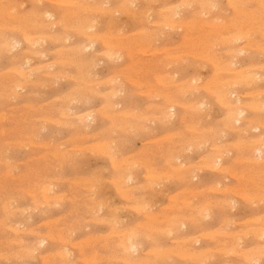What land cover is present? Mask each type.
I'll use <instances>...</instances> for the list:
<instances>
[{"label": "rangeland", "instance_id": "obj_1", "mask_svg": "<svg viewBox=\"0 0 264 264\" xmlns=\"http://www.w3.org/2000/svg\"><path fill=\"white\" fill-rule=\"evenodd\" d=\"M233 1L0 0V264H264V0Z\"/></svg>", "mask_w": 264, "mask_h": 264}, {"label": "bare ground", "instance_id": "obj_2", "mask_svg": "<svg viewBox=\"0 0 264 264\" xmlns=\"http://www.w3.org/2000/svg\"><path fill=\"white\" fill-rule=\"evenodd\" d=\"M91 1V0H90ZM122 1H124V0H122ZM193 1V0H192ZM197 1V0H196ZM235 1V0H234ZM233 1V2H234ZM38 2V1H37ZM58 2V1H57ZM67 2V1H66ZM87 2V1H86ZM104 2H106V1H104ZM103 2V3H104ZM147 2V1H146ZM151 2V1H150ZM164 2V1H163ZM211 2V1H210ZM215 2V1H214ZM16 3V2H15ZM61 3H63V1L61 2ZM68 3V2H67ZM71 4H67L68 6H70V5H72V2H70ZM108 3V2H107ZM136 2H134V4H135ZM182 3V2H181ZM241 3V2H240ZM243 3V2H242ZM98 4V3H97ZM128 4H131V3H128ZM154 4V3H153ZM160 4V3H159ZM183 4V3H182ZM66 5V4H65ZM138 5V4H137ZM172 5V4H171ZM170 5V6H171ZM72 6H74V4L72 5ZM76 6V5H75ZM107 6V5H106ZM129 7H130V5H128ZM232 6V5H231ZM236 6H238V5H236ZM264 6V5H263ZM16 7V6H15ZM38 7V6H37ZM81 7V6H80ZM3 8V7H2ZM6 8V7H5ZM44 8V7H43ZM163 8V7H162ZM179 8V7H178ZM220 8V7H219ZM237 8V7H236ZM11 9V8H10ZM21 9V8H20ZM19 9V10H20ZM32 9V8H31ZM99 9H100V7H99ZM152 9V8H151ZM222 9V8H221ZM243 9V8H242ZM258 9V8H257ZM261 9V8H260ZM6 10V9H5ZM62 10V9H61ZM238 10V9H237ZM10 11V10H9ZM18 11V10H17ZM21 11V10H20ZM68 11V10H67ZM89 11V10H88ZM113 11V10H112ZM111 11V12H112ZM133 11H134V9H133ZM141 11V10H140ZM150 11V10H149ZM182 11V10H181ZM206 11V10H205ZM213 11V10H212ZM242 11V10H241ZM257 11V10H256ZM72 12V11H71ZM86 12V11H85ZM90 12V11H89ZM142 12V11H141ZM204 12V11H203ZM202 12V13H203ZM250 12H251V10H250ZM2 13V12H1ZM99 13V12H98ZM117 13V12H116ZM143 13H145V12H143ZM172 13V12H171ZM216 13V12H215ZM253 13V12H252ZM10 14V13H9ZM13 14H15V13H13ZM64 14V13H63ZM163 14V13H162ZM192 14V13H191ZM246 14V13H245ZM5 15V14H4ZM19 15H21V14H19ZM48 15V14H47ZM89 15H90V13H89ZM88 15V16H89ZM147 15V14H146ZM219 15V14H218ZM251 15H253V14H251ZM127 16V15H126ZM131 16V15H130ZM248 16V15H247ZM254 16V15H253ZM9 17V16H8ZM50 17V16H49ZM246 17V16H245ZM28 18V17H27ZM145 18H147V17H145ZM149 18V17H148ZM153 18V17H152ZM158 18V17H157ZM201 18V17H200ZM253 18H255V16L253 17ZM262 18V17H261ZM14 19V18H13ZM16 19V18H15ZM99 19V18H98ZM61 20V19H60ZM92 20H94V18L92 19ZM207 20V19H206ZM212 20V19H211ZM254 20V19H253ZM57 21V20H56ZM87 21V20H86ZM85 21V22H86ZM163 21V20H162ZM183 21V20H182ZM239 21V20H238ZM85 22H84V24H85ZM91 22V21H90ZM99 22V21H98ZM115 22V21H114ZM262 22V21H261ZM36 23H37V21H36ZM65 23V22H64ZM68 23V22H67ZM140 23V22H139ZM152 23H154V22H152ZM159 23V22H158ZM180 23V22H179ZM202 23V22H201ZM217 23V22H216ZM39 24V23H38ZM52 24V23H51ZM57 24H59V22L57 23ZM99 25H100V23H98ZM104 24V23H103ZM116 24V23H115ZM195 24V23H194ZM218 24V23H217ZM259 24V23H258ZM32 25H33V23H32ZM53 25V24H52ZM56 25V24H55ZM71 25V24H70ZM76 25V24H75ZM91 25V24H90ZM119 25V24H118ZM134 25V24H133ZM181 25V24H180ZM203 25V24H202ZM214 25V24H213ZM219 25V24H218ZM18 26V25H17ZM25 26V25H24ZM23 26V27H24ZM29 26V25H28ZM142 26V25H141ZM244 26V25H243ZM8 27V26H7ZM12 27V26H11ZM16 27V26H15ZM65 27V26H64ZM79 27H80V25H79ZM93 27V29H94V26H92ZM99 27V26H98ZM105 27V26H104ZM116 27V26H115ZM166 27H168V26H166ZM5 28H6V26H5ZM4 28V29H5ZM13 28V27H12ZM66 28V27H65ZM71 28V27H70ZM87 28V27H86ZM133 28V27H132ZM172 28V27H171ZM220 28V27H219ZM230 28V27H229ZM1 29V28H0ZM67 30H68V28H66ZM117 29V28H116ZM182 29V28H181ZM193 29V28H192ZM6 30V29H5ZM37 30V29H36ZM41 30L42 29H40V31L39 32H41ZM47 30H48V28H47ZM67 30H66V32H67ZM78 30H80V29H78ZM77 30V31H78ZM140 30H142L141 28H140ZM247 30V29H246ZM70 31V30H69ZM71 31H73V30H71ZM76 31V30H75ZM85 31V30H84ZM83 31V32H84ZM116 31V30H115ZM137 31V30H136ZM165 31H167V30H165ZM197 31V30H196ZM256 31V30H255ZM35 32V31H34ZM50 32V31H49ZM82 32V31H81ZM123 32V31H122ZM124 32H126V31H124ZM159 32V31H158ZM261 32V31H260ZM3 33V32H2ZM1 33V34H2ZM7 33V32H6ZM9 33V32H8ZM47 33V32H46ZM60 33V32H59ZM75 33V32H74ZM86 33V32H85ZM100 33V32H99ZM10 34V33H9ZM8 34V35H9ZM48 34V33H47ZM95 34V33H94ZM114 34V33H113ZM112 34V36H114ZM133 34H135V33H133ZM147 34V33H146ZM155 34V33H154ZM58 35V34H57ZM65 35V34H64ZM88 35V34H87ZM101 35V34H100ZM125 35V34H124ZM137 35V34H136ZM139 35V34H138ZM141 35V34H140ZM156 35V34H155ZM160 35V34H159ZM165 35V34H164ZM171 35V34H170ZM189 35V34H188ZM240 35V34H239ZM247 35V34H246ZM262 35V34H261ZM7 36V35H6ZM24 36V35H23ZM45 36V35H44ZM48 36H50V35H48ZM52 36V35H51ZM84 36V35H83ZM102 36V35H101ZM185 36V35H184ZM241 36V35H240ZM12 37V36H11ZM40 37V36H39ZM77 37V36H76ZM155 37V36H154ZM186 37H188V36H185V38ZM235 37V36H234ZM26 38V37H25ZM30 38V37H29ZM43 38V37H42ZM50 38V37H49ZM55 38V37H54ZM62 38V37H61ZM117 38H118V36H117ZM116 38V39H117ZM129 38V37H128ZM244 38V37H243ZM14 40L16 39V38H13ZM13 39H11L12 41H13ZM23 39V38H22ZM27 39H28V37H27ZM34 39H36V38H34ZM41 39V38H40ZM44 39V38H43ZM126 39V38H125ZM147 39V38H146ZM152 39V38H151ZM253 39V38H252ZM25 40V39H24ZM48 40V39H47ZM122 40V39H121ZM127 40V39H126ZM233 40V39H232ZM7 41V40H6ZM10 41V40H9ZM36 41H38L37 39H36ZM41 41V40H40ZM54 41V40H53ZM69 41H70V39H69ZM136 41V40H135ZM143 41V40H142ZM149 41V40H148ZM152 41H153V39H152ZM189 41V40H188ZM231 41V40H230ZM235 41V40H234ZM239 41V40H238ZM27 42V41H26ZM117 42V41H116ZM174 42H175V40H174ZM20 43V42H19ZM156 43V42H155ZM16 44V42L13 44V45H15ZM30 44V43H29ZM36 45V44H35ZM90 45V44H89ZM118 45V44H117ZM178 45H179V43H178ZM121 46L122 45H120V48H121ZM149 46V45H148ZM156 46V45H155ZM171 46V45H170ZM206 46V45H205ZM218 46V45H217ZM40 47V46H39ZM166 47V46H165ZM181 47V46H180ZM183 47V46H182ZM212 47V46H211ZM214 47V46H213ZM235 47V46H234ZM253 47V46H252ZM43 48H44V46H43ZM81 48H83V47H81ZM80 48V49H81ZM103 48V47H102ZM108 48V47H107ZM117 48H118V46H117ZM176 48V47H175ZM191 48V47H190ZM258 48V47H257ZM7 49V48H6ZM38 49V48H37ZM39 49H41V48H39ZM69 49V48H68ZM73 49V48H72ZM91 49V48H90ZM179 49V48H178ZM30 50V49H29ZM63 50V49H62ZM76 50V49H75ZM84 50V49H83ZM92 50V49H91ZM90 50V51H91ZM107 50V49H106ZM115 50H116V48H115ZM119 50H121V49H119ZM211 50V49H210ZM166 51V50H165ZM184 51V50H183ZM236 51V50H235ZM36 52H39V50H37ZM54 52V51H53ZM118 52V51H117ZM136 52V51H135ZM147 52V51H146ZM150 52V51H149ZM160 52V51H159ZM247 52V51H246ZM263 52V51H262ZM11 53V52H10ZM32 53V52H31ZM101 53V52H100ZM113 53V52H112ZM167 53H168V51H167ZM176 53V52H175ZM38 54V53H37ZM141 54V53H140ZM154 54V53H153ZM159 54V53H158ZM253 54V53H252ZM31 55V54H30ZM35 55V54H34ZM144 55V54H143ZM206 55V54H205ZM25 56V55H24ZM136 56V55H135ZM164 56V55H163ZM202 56V55H201ZM242 56H243V54H242ZM241 56V57H242ZM41 57V56H40ZM158 57V56H157ZM227 57V56H226ZM237 57V56H236ZM39 58V57H38ZM84 58V57H83ZM104 58V57H103ZM141 58V57H140ZM165 58V57H164ZM169 58V57H168ZM180 58H181V56H180ZM205 58V57H204ZM207 58V57H206ZM222 58V57H221ZM235 58V57H234ZM24 59V58H23ZM118 59H119V57H118ZM131 59V58H130ZM171 59V58H170ZM209 59V58H208ZM233 59V58H232ZM41 60V59H40ZM105 60V59H104ZM165 60V59H164ZM181 60V59H180ZM206 60V59H205ZM204 60V61H205ZM136 61V60H135ZM141 61V60H140ZM190 61V60H189ZM216 61V60H215ZM231 61V60H230ZM30 62V61H29ZM33 62V61H32ZM78 62V61H77ZM134 62V61H133ZM176 62V61H175ZM214 62V61H213ZM233 62H234V60H233ZM24 63V62H23ZM118 63V62H117ZM132 63V62H131ZM169 63H171V62H169ZM221 63V62H220ZM219 63V64H220ZM230 63V62H229ZM30 64V63H29ZM98 64V63H97ZM100 64V63H99ZM163 64V63H162ZM200 64V63H199ZM213 64V63H212ZM223 64V63H222ZM250 64V63H249ZM22 65V64H21ZM53 65V64H52ZM56 66H57V64H55ZM65 65H67V64H65ZM141 65V64H140ZM217 65V64H216ZM43 66H44V64H43ZM46 66V65H45ZM44 66V67H45ZM60 66V65H59ZM73 66V65H72ZM135 66V65H134ZM159 66V65H158ZM179 66V65H178ZM184 66V65H183ZM252 66V65H251ZM18 67V66H17ZM20 67V66H19ZM190 67H192V66H190ZM217 67V66H216ZM262 67V66H261ZM32 68H33V66H32ZM36 68V67H35ZM157 68V67H156ZM198 68V67H197ZM257 68V67H256ZM260 68V67H259ZM8 69V68H7ZM9 69H10V67H9ZM17 70H19L18 68H16ZM22 69V68H21ZM40 69V68H39ZM196 69V68H195ZM199 69H200V67H199ZM258 69V68H257ZM261 69V68H260ZM26 70V69H25ZM126 70V69H125ZM129 70V69H128ZM181 70V69H180ZM248 70V69H247ZM251 70V69H250ZM9 71V70H8ZM37 71V70H36ZM35 71V72H36ZM182 71V70H181ZM200 71V70H199ZM13 72H15V71H13ZM26 72V71H25ZM24 72V73H25ZM126 72V71H125ZM129 72V71H128ZM215 72V71H214ZM244 72V71H243ZM249 72V71H248ZM257 72V71H256ZM26 73H28V72H26ZM25 73V74H26ZM50 73V72H49ZM197 73H198V71H197ZM234 74V73H233ZM242 74V73H241ZM248 74V73H247ZM256 74V73H255ZM255 74H253V76H255ZM27 75V74H26ZM56 75V74H55ZM67 75V74H66ZM65 75V76H66ZM147 75V74H146ZM167 75H169V74H167ZM172 75H174V74H172ZM10 76V75H9ZM49 76V75H48ZM51 76V75H50ZM54 76V75H53ZM91 76V75H90ZM195 76H197V74L195 75ZM216 76V75H215ZM218 76H220V75H218ZM24 77V76H23ZM71 77V76H70ZM110 77V76H109ZM139 77V76H138ZM221 77V76H220ZM250 77V76H249ZM9 78V77H8ZM12 78V77H11ZM58 78V77H57ZM113 78V77H112ZM191 78V77H190ZM216 78V77H215ZM239 78V77H238ZM237 78V79H238ZM248 78V77H247ZM56 79V78H55ZM164 79H165V77H164ZM193 79H194V77H193ZM244 79V78H243ZM70 80V79H69ZM136 80V79H135ZM187 80H189V79H187ZM191 80V79H190ZM198 80V79H197ZM246 80V79H245ZM261 80V79H260ZM199 81V80H198ZM250 81H251V79H250ZM108 82V81H107ZM175 82V81H174ZM183 82V81H182ZM249 82V81H248ZM261 82H263V81H261ZM118 83H119V81H118ZM142 83V82H141ZM168 83V82H167ZM226 83H228V82H226ZM258 83V82H257ZM96 84V83H95ZM145 84V83H144ZM191 84V83H190ZM195 84V83H194ZM124 85V84H123ZM142 85V84H141ZM180 85V84H179ZM183 85V84H182ZM249 85H250V83H249ZM58 86V85H57ZM135 86V85H134ZM226 85H224V87H225ZM253 87H255L254 86V84H253ZM26 88V87H25ZM166 88V87H165ZM197 88V87H196ZM204 88V87H203ZM226 88V87H225ZM11 89H13V88H11ZM137 89V88H136ZM194 89V88H193ZM209 89V88H208ZM215 89H216V87H215ZM235 89V88H234ZM250 89V88H249ZM196 90V89H195ZM200 90V89H199ZM210 90V89H209ZM217 90V89H216ZM230 90V89H229ZM240 90V89H239ZM257 90V89H256ZM146 91H148V90H146ZM151 91V90H150ZM150 91H149V93H150ZM154 92V91H153ZM152 92V93H153ZM186 92V91H185ZM145 93V92H144ZM156 93V92H155ZM178 93V92H177ZM225 93V92H224ZM252 93V92H251ZM254 93V92H253ZM258 93V92H257ZM77 94V93H76ZM129 94H131V93H129ZM141 94V93H140ZM154 94V93H153ZM173 94V93H172ZM193 94V93H192ZM218 94V93H217ZM228 94V93H227ZM233 94V93H232ZM16 95V94H15ZM128 95V94H127ZM166 95V94H165ZM226 95V94H225ZM250 95V94H249ZM18 96V95H17ZM44 96V95H43ZM150 96H152V95H150ZM154 96V95H153ZM160 96V95H159ZM13 97V96H12ZM15 97V96H14ZM108 97V96H107ZM130 97H131V95H130ZM162 97V96H161ZM253 97H254V94H253ZM256 97V96H255ZM259 97V96H258ZM16 98V97H15ZM18 98H19V96H18ZM149 98V97H148ZM151 98V97H150ZM149 98V99H150ZM171 99H172V97H170ZM217 98V97H216ZM229 98V97H228ZM231 98V97H230ZM164 99V98H163ZM120 100V99H119ZM158 100V99H157ZM174 100V99H173ZM204 100V99H203ZM76 101V100H75ZM78 101V100H77ZM90 101V100H89ZM93 101V100H92ZM172 101V100H171ZM228 101V100H227ZM234 101H236V99L234 100ZM255 101V100H254ZM139 102V101H138ZM170 102V101H169ZM175 102V101H174ZM122 103V102H121ZM248 103V102H247ZM2 104V103H1ZM112 104V103H111ZM135 104V103H134ZM199 104V103H198ZM222 104V103H221ZM238 104V103H237ZM116 105V104H115ZM126 105V104H125ZM171 105V104H170ZM175 105V104H174ZM191 105V104H190ZM210 105V104H209ZM235 105V104H234ZM252 105V104H251ZM101 106V105H100ZM150 106V105H149ZM201 106V105H200ZM241 106V105H240ZM244 106V105H243ZM250 106V105H249ZM248 106V107H249ZM175 107V106H174ZM188 107V106H187ZM239 107V106H238ZM253 107V106H252ZM255 107H257V106H255ZM2 108V107H1ZM39 108V107H38ZM136 108V107H135ZM160 108V107H159ZM170 109L172 108V106H170L169 107ZM182 108V107H181ZM192 108V107H191ZM194 108V107H193ZM199 108V107H198ZM244 108V107H243ZM259 108V107H258ZM104 109V108H103ZM102 109V110H103ZM106 109V108H105ZM104 109V110H105ZM138 109V108H137ZM146 109H149V108H146ZM174 109V108H173ZM203 109H204V107H203ZM254 109V108H253ZM252 109V110H253ZM101 110V111H102ZM130 110V109H129ZM210 110V109H209ZM66 111V110H65ZM126 111V110H125ZM187 111V110H186ZM213 111H214V109H213ZM245 111V110H244ZM260 111H261V109H260ZM42 112V111H41ZM71 112V111H70ZM89 112V111H88ZM96 112V111H95ZM133 112V111H132ZM185 112V111H184ZM183 112V113H184ZM126 113V112H125ZM168 113V112H167ZM202 113V112H201ZM234 113H235V111H234ZM242 113V112H241ZM1 114H3V113H1ZM65 114V113H64ZM128 114V113H127ZM238 114V113H237ZM243 114V113H242ZM97 115V114H96ZM104 115V114H103ZM107 115V114H106ZM176 115V114H175ZM215 115V114H214ZM108 116V115H107ZM171 116H172V114H171ZM189 116V115H188ZM235 116V115H234ZM261 116V115H260ZM126 117V116H125ZM199 117V116H198ZM203 117H206V116H203ZM133 118V117H132ZM241 118V117H240ZM252 118H253V116H252ZM263 118V117H262ZM136 119V118H135ZM144 119V118H143ZM149 119V118H148ZM152 119H154V118H152ZM257 119V118H256ZM260 119V118H259ZM264 119V118H263ZM49 120V119H48ZM167 120V119H166ZM191 120V119H190ZM208 120H209V118H208ZM233 121V120H232ZM240 121V120H239ZM262 121V120H261ZM169 122V121H168ZM200 122V121H199ZM206 122V121H205ZM244 122H246V121H244ZM84 123V122H83ZM260 123V122H259ZM172 124V123H171ZM227 124V123H226ZM258 124V123H257ZM58 125V124H57ZM114 125V124H113ZM112 125V126H113ZM148 125H149V123H148ZM260 125V124H259ZM42 126V125H41ZM41 126H39V128L41 127ZM134 126V125H133ZM153 126H155V125H153ZM43 127V126H42ZM110 127V126H109ZM139 127V126H138ZM151 127V126H150ZM195 127V126H194ZM229 127V126H228ZM64 128V127H63ZM234 128V127H233ZM237 128V127H236ZM257 128V127H256ZM119 129V128H118ZM131 129V128H130ZM139 129V128H138ZM244 129V128H243ZM43 130V129H42ZM116 130V129H115ZM233 130V129H232ZM252 130V129H251ZM2 131H3V129H2ZM141 131V130H140ZM234 131V130H233ZM241 131V130H240ZM240 131H238L239 133H241ZM258 131V130H257ZM108 132V131H107ZM155 132H156V130H155ZM201 132V131H200ZM203 132V131H202ZM209 132V131H208ZM125 133V132H124ZM139 133V132H138ZM171 133V132H170ZM173 133V132H172ZM176 133V132H175ZM184 133V132H183ZM211 133V132H210ZM216 133V132H215ZM223 133V132H222ZM126 134V133H125ZM132 134V133H131ZM140 134V133H139ZM207 134V133H206ZM205 134V135H206ZM209 134V133H208ZM219 134H221V133H219ZM224 134V133H223ZM226 134V133H225ZM137 135V134H136ZM173 135H175V134H173ZM204 135V134H203ZM222 135V134H221ZM248 135V134H247ZM32 136V135H31ZM89 136V135H88ZM149 136V135H148ZM164 136V135H163ZM244 136V135H243ZM98 137V136H97ZM110 137H112V136H110ZM142 137V136H141ZM184 137V136H183ZM260 137H261V135H260ZM259 137V138H260ZM87 138V137H86ZM134 138V137H133ZM143 138V137H142ZM180 138H182L181 136H180ZM185 138V137H184ZM187 138V137H186ZM207 138V137H206ZM262 138V137H261ZM83 140V139H82ZM182 140V139H181ZM214 140V139H213ZM218 140V139H217ZM216 140V141H217ZM220 140H222V139H220ZM256 140V139H255ZM161 141V140H160ZM107 142V141H106ZM150 142V141H149ZM163 142V141H162ZM9 143V142H8ZM190 143V142H189ZM16 144V143H15ZM24 144V143H23ZM45 144V143H44ZM97 144V143H96ZM121 144V143H120ZM160 144V143H159ZM167 144V143H166ZM201 144V143H200ZM231 144V143H230ZM21 145V144H20ZM19 145V146H20ZM33 145V144H32ZM31 145V147H33ZM48 145V144H47ZM102 145V144H101ZM204 145V144H203ZM222 145V144H221ZM256 145V144H255ZM189 146V145H188ZM220 146V145H219ZM223 146V145H222ZM10 147V146H9ZM107 147V146H106ZM191 147V146H190ZM229 147V146H228ZM243 147V146H242ZM253 147V146H252ZM17 148H18V146H17ZM92 148V147H91ZM102 149V148H101ZM100 149V150H101ZM127 149V148H126ZM178 149V148H177ZM221 149V148H220ZM239 149V148H238ZM242 149V148H241ZM58 150V149H57ZM97 150V149H96ZM106 150V149H105ZM124 150V149H123ZM223 150V149H222ZM233 150V149H232ZM259 150V149H258ZM14 151V150H13ZM91 151V150H90ZM95 151V150H94ZM94 151H92V152H94ZM129 151V150H128ZM193 151V150H192ZM32 152V151H31ZM96 152V151H95ZM99 152V151H98ZM157 152V151H156ZM201 152V151H200ZM242 152V151H241ZM264 152V151H263ZM63 153V152H62ZM91 153V152H90ZM102 153L104 154V152L102 151ZM117 153V152H116ZM140 153V152H139ZM191 153V152H190ZM219 153V152H218ZM230 153V152H229ZM257 153V152H256ZM56 154V153H55ZM100 154V153H99ZM113 154H114V152H113ZM108 155H111V154H108ZM165 155V154H164ZM4 156V155H3ZM43 156H45V155H43ZM42 156V157H43ZM61 156H62V154H61ZM114 156H115V154H114ZM181 156V155H180ZM205 156V155H204ZM228 156V155H227ZM102 157V156H101ZM65 158V157H64ZM120 158V157H119ZM148 158V157H147ZM161 158V157H160ZM38 159V158H37ZM110 159H111V157H110ZM175 159V158H174ZM173 159V160H174ZM61 160V159H60ZM112 160H113V158H112ZM121 160V159H120ZM140 160V159H139ZM144 160H147V159H144ZM220 160V159H219ZM257 160V159H256ZM116 161H118V160H116ZM128 161V160H127ZM142 161H143V159H142ZM159 161V160H158ZM259 161V160H258ZM115 162V161H114ZM119 162V161H118ZM140 162V161H139ZM123 163V162H122ZM184 163H185V161H184ZM264 163V162H263ZM7 164V163H6ZM125 164H126V162H125ZM60 165V164H59ZM130 165V164H129ZM139 165V164H138ZM189 165V164H188ZM194 165V164H193ZM214 165V164H213ZM256 165V164H255ZM261 165V164H260ZM63 166V165H62ZM113 166V165H112ZM133 166V165H132ZM185 166V165H184ZM191 166V165H190ZM204 166V165H203ZM212 166V165H211ZM114 167V166H113ZM112 167V168H113ZM172 167V166H171ZM182 166H180V168H181ZM189 167V166H188ZM193 167V166H192ZM142 168H144V167H142ZM151 168H153V167H151ZM179 168V167H178ZM197 168V167H196ZM12 169V168H11ZM85 169V168H84ZM116 169V168H115ZM122 169H125V168H122ZM133 169H134V167H133ZM215 169V168H214ZM227 169V168H226ZM231 169H232V167H231ZM146 170V169H145ZM151 170V169H150ZM217 170V169H216ZM220 170V169H219ZM218 170V171H219ZM254 170V169H253ZM126 171V170H125ZM173 171H175V170H173ZM199 171V170H198ZM222 171V170H221ZM130 172V171H129ZM153 172V171H152ZM177 172H179V171H177ZM202 172V171H201ZM206 172V171H205ZM150 173V172H149ZM226 173V172H225ZM172 174V173H171ZM156 175V174H155ZM162 175V174H161ZM131 176V175H130ZM148 176V175H147ZM153 176V175H152ZM159 176V175H158ZM166 176V175H165ZM169 176V175H168ZM180 176V175H179ZM178 176V177H179ZM97 177V176H96ZM154 177V176H153ZM40 178V177H39ZM60 178V177H59ZM99 178V177H98ZM127 178V177H126ZM149 178V177H148ZM240 178H242V177H240ZM103 179V178H102ZM157 179V178H156ZM175 179V178H174ZM76 180H78V179H76ZM84 180V179H83ZM88 180V179H87ZM87 180H86V182H87ZM115 180V179H114ZM124 180V179H123ZM127 180V179H126ZM173 180V179H172ZM177 180V179H176ZM223 180V179H222ZM257 180V179H256ZM260 180V179H259ZM59 181V180H58ZM85 181V180H84ZM155 181V180H154ZM254 181V180H253ZM83 182V181H82ZM104 182V181H103ZM112 182V181H111ZM114 182V181H113ZM117 182V181H116ZM131 182V181H130ZM138 182V181H137ZM200 182V181H199ZM242 182V181H241ZM74 183V182H73ZM118 183V182H117ZM148 183V182H147ZM150 183V182H149ZM175 183H177V182H175ZM245 183V182H244ZM83 184V183H82ZM111 184V183H110ZM114 184H115V182H114ZM120 185V184H119ZM118 185V186H119ZM122 185H123V183H122ZM200 185V184H199ZM46 186H48V185H46ZM116 186V185H115ZM157 186V185H156ZM50 187V186H49ZM78 187H80V186H78ZM83 187V186H82ZM125 187H126V185H125ZM34 188V187H33ZM87 188H89V187H87ZM99 188V187H98ZM194 188V187H193ZM217 188V187H216ZM250 188V187H249ZM264 188V187H263ZM52 189V188H51ZM84 189V188H83ZM128 189H130V188H128ZM192 189V188H191ZM46 190V189H45ZM45 190H44V192H45ZM115 190V189H114ZM118 190V189H117ZM127 190V189H126ZM125 190V191H126ZM133 190H135V189H133ZM151 190H153V189H151ZM34 191V190H33ZM41 191H43V190H41ZM49 191V190H48ZM94 191V190H93ZM106 191V190H105ZM141 191V190H140ZM146 191V190H145ZM212 191V190H211ZM223 191V190H222ZM43 192V193H44ZM46 192H47V190H46ZM45 192V193H46ZM52 192V191H51ZM104 192V191H103ZM177 192V191H176ZM218 192V191H217ZM22 193V192H21ZM102 193V192H101ZM121 193V192H120ZM248 193V192H247ZM246 193V194H247ZM262 193V192H261ZM264 193V192H263ZM122 194V193H121ZM203 194V193H202ZM201 194V195H202ZM229 194V193H228ZM238 194V193H237ZM46 195V194H45ZM44 195V196H45ZM89 195V194H88ZM100 195V194H99ZM180 195V194H179ZM254 195V194H253ZM41 196V195H40ZM60 196V195H59ZM127 196V195H126ZM197 196V195H196ZM203 196V195H202ZM252 196V195H251ZM262 196V195H261ZM51 197V196H50ZM122 197V196H121ZM188 197V196H187ZM248 197V196H247ZM249 197H250V195H249ZM253 197V196H252ZM264 197V196H263ZM43 198V197H42ZM58 198V197H57ZM69 199V198H68ZM78 199V198H77ZM172 199V198H171ZM253 199V198H252ZM23 200V199H22ZM43 200V199H42ZM46 199H44V201H45ZM70 200V199H69ZM194 200V199H193ZM54 201V200H53ZM94 201V200H93ZM92 201V202H93ZM125 201H127V198H126V200ZM133 201V200H132ZM131 201V202H132ZM37 202V201H36ZM47 203H48V201H46ZM128 202V201H127ZM141 202V201H140ZM139 202V203H140ZM180 202H182V201H180ZM184 202V201H183ZM46 203V204H47ZM104 203V202H103ZM177 203V202H176ZM221 203V202H220ZM174 204V203H173ZM38 205V204H37ZM107 205V204H106ZM138 205V204H137ZM187 205V204H186ZM207 205V204H206ZM214 205V204H213ZM102 206V205H101ZM144 206V205H143ZM143 206H141V207H143ZM182 206V205H181ZM212 206V205H211ZM215 206V205H214ZM258 206V205H257ZM262 206V205H261ZM93 207V206H92ZM137 207V206H136ZM140 207V208H141ZM205 207V206H204ZM94 208V207H93ZM117 208V207H116ZM128 208V207H127ZM88 209V208H87ZM114 209V208H113ZM131 209H133V208H131ZM136 209V208H135ZM138 209V208H137ZM170 209V208H169ZM173 209V208H172ZM175 209H177V207L175 208ZM182 209V208H181ZM184 209V208H183ZM191 209V208H190ZM203 209V208H202ZM206 209V208H205ZM226 209V208H225ZM92 210V209H91ZM116 210V209H115ZM212 210V209H211ZM117 211V210H116ZM141 211V210H140ZM145 211V210H144ZM194 211V210H193ZM256 211V210H255ZM32 212V211H31ZM98 212V211H97ZM146 212V211H145ZM181 212V211H180ZM49 213V212H48ZM175 213V212H174ZM203 213V212H202ZM147 214V213H146ZM173 214V213H172ZM168 216V215H167ZM9 217V216H8ZM96 217V216H95ZM169 217V216H168ZM6 218V217H5ZM158 218V217H157ZM193 218V217H192ZM198 218V217H197ZM251 218V217H250ZM252 218H254V217H252ZM257 218V217H256ZM61 219V218H60ZM63 219V218H62ZM114 219V218H113ZM108 220V219H107ZM156 220V219H155ZM168 220V219H167ZM166 220V221H167ZM194 220V219H193ZM258 220V219H257ZM94 221V220H93ZM154 221V220H153ZM187 221V220H186ZM27 222V221H26ZM99 222V221H98ZM101 222V221H100ZM155 222V221H154ZM165 221H163V223H164ZM198 222V221H197ZM253 222H254V220H253ZM258 222V221H257ZM28 223V222H27ZM58 223V222H57ZM56 223V224H57ZM85 223V222H84ZM162 223V222H161ZM162 223V224H163ZM185 223V222H184ZM195 223V222H194ZM201 223V222H200ZM83 224V223H82ZM97 224V223H96ZM102 224V223H101ZM112 224V223H111ZM149 224V223H148ZM159 224V223H158ZM167 224V223H166ZM227 224V223H226ZM236 224V223H235ZM151 225V224H150ZM230 225V224H229ZM146 226V225H145ZM159 226V225H158ZM157 226V227H158ZM231 226V225H230ZM262 226V225H261ZM51 227V226H50ZM117 227V226H116ZM125 227V226H124ZM141 227V226H140ZM147 227V226H146ZM153 227V226H152ZM188 227V226H187ZM142 228H143V226H142ZM198 228V227H197ZM196 228V229H197ZM202 228V227H201ZM260 228V227H259ZM158 229V228H157ZM175 229V228H174ZM219 229V228H218ZM229 229V228H228ZM250 229V228H249ZM248 229V230H249ZM63 230H65V229H63ZM117 230V229H116ZM127 230V229H126ZM247 230V231H248ZM262 230V229H261ZM264 230V229H263ZM68 231V230H67ZM148 231V230H147ZM185 231V230H184ZM253 231V230H252ZM126 232V231H125ZM154 232V231H153ZM159 231H157V232H155L156 234L158 233ZM211 232V231H210ZM209 232V233H210ZM242 232V231H241ZM74 233V232H73ZM124 233V232H123ZM123 233H122V235H123ZM162 233V232H161ZM177 233V232H176ZM222 233V232H221ZM111 234H112V232H111ZM155 234V235H156ZM203 234H205V233H203ZM212 233H210V235H211ZM225 234V233H224ZM242 234V233H241ZM31 235V234H30ZM126 235V234H125ZM131 235V234H130ZM166 235V234H165ZM228 235V234H227ZM246 235V234H245ZM51 236V235H50ZM65 236V235H64ZM92 236V235H91ZM136 236H138V235H136ZM135 236V237H136ZM159 236V235H158ZM161 236V235H160ZM67 237H69V235L67 236ZM90 237V236H89ZM88 237V238H89ZM123 237V236H122ZM131 237V236H130ZM148 237V236H147ZM98 238V237H97ZM103 238V237H102ZM145 238V237H144ZM187 238V237H186ZM245 238V237H244ZM16 239V238H15ZM49 239V238H48ZM112 239V238H111ZM127 236H125V241L127 242V244H125V246H127L128 248H134L136 245H135V243H133V240H132V238H128L127 240ZM205 239V238H204ZM96 240V239H95ZM104 240H105V238H104ZM177 240V239H176ZM193 240V239H192ZM197 240V239H196ZM63 240H61V242H62ZM70 241V240H69ZM91 241V240H90ZM93 241H94V239H93ZM108 241V240H107ZM112 241V240H111ZM160 241V240H159ZM7 242V241H6ZM83 241H81V243H82ZM85 243H86V241H84ZM87 242H88V240H87ZM98 242V241H97ZM124 242V241H123ZM163 242V241H162ZM201 242V241H200ZM243 242V241H242ZM2 243V242H1ZM64 243V242H63ZM79 243V242H78ZM77 243V244H78ZM84 243V244H85ZM94 243V242H93ZM225 243V242H224ZM27 244V243H26ZM42 244V243H41ZM88 244V243H87ZM11 245V244H10ZM80 245V244H79ZM86 245V244H85ZM93 245V244H92ZM106 245V244H105ZM155 245H156V243H155ZM220 245H222V244H220ZM41 246V245H40ZM72 246V245H71ZM87 246V245H86ZM102 246V245H101ZM124 246V245H123ZM80 247H81V245H80ZM79 247V248H80ZM122 247V246H121ZM126 247V248H127ZM244 247V246H243ZM6 248V247H5ZM11 248V247H10ZM44 248V247H43ZM102 248H103V246H102ZM115 248V247H114ZM182 248V247H181ZM83 249V248H82ZM136 249V248H135ZM140 249H141V247H140ZM156 249V248H155ZM185 249V248H184ZM189 249V248H188ZM193 249V248H192ZM219 249H221V248H219ZM134 250V249H133ZM154 250V249H153ZM216 250V249H215ZM234 250V249H233ZM125 251V250H124ZM128 251V250H127ZM126 251V252H127ZM141 251V250H140ZM185 251V250H184ZM224 251V250H223ZM222 251V252H223ZM228 251V250H227ZM19 252V251H18ZM26 251L24 250V253H25ZM36 252V251H35ZM82 252V251H81ZM93 252V251H92ZM138 252V251H137ZM172 252V251H171ZM213 252V251H212ZM221 252V253H222ZM232 252V251H231ZM241 252V251H240ZM130 253V252H129ZM132 253V252H131ZM157 253V252H156ZM199 253V252H198ZM210 253V252H209ZM235 253V252H234ZM23 254V253H22ZM22 254L20 255V256H22ZM29 254V253H28ZM49 254V253H48ZM55 254V253H54ZM64 254V253H63ZM97 254V252L95 253V255ZM153 254V253H152ZM168 254V253H167ZM244 254V253H243ZM16 255H17V253H16ZM62 255V254H61ZM163 255H165V253L163 254ZM209 255V254H208ZM217 255V254H216ZM218 255H219V253H218ZM237 255V254H236ZM2 256H3V254H2ZM1 256V257H2ZM72 256V255H71ZM81 256V255H80ZM97 256V255H96ZM95 256V257H96ZM162 256V255H161ZM222 256V255H221ZM224 256V255H223ZM226 256V255H225ZM245 256V255H244ZM8 257V256H7ZM6 257V258H7ZM48 257V256H47ZM46 257V258H47ZM67 257H68V254H67ZM103 257V256H102ZM196 257V256H195ZM213 257V256H212ZM13 258V257H12ZM45 258V257H44ZM71 258V257H70ZM97 258H98V256H97ZM115 258V257H114ZM117 258V257H116ZM119 258V257H118ZM52 259V258H51ZM96 259V258H95ZM95 259H92V261L93 260H95ZM219 259V258H218ZM260 259V258H259ZM20 260H21V258H20ZM64 260V259H63ZM87 260V259H86ZM97 260V259H96ZM112 260V259H111ZM23 261V260H22ZM26 261V260H25ZM91 261V260H90ZM123 261V260H122ZM199 261V260H198ZM47 262V261H46ZM88 262V261H87ZM121 262V261H120ZM200 263H202L201 261H199ZM208 262V261H207ZM206 262V263H207ZM212 262V261H211ZM248 262V261H247ZM45 263V262H44ZM140 263V262H139ZM229 263V262H228ZM64 264V263H63ZM84 264H87L86 262L84 263ZM89 264H91V263H89ZM136 264V263H135ZM138 264V263H137ZM208 264V263H207Z\"/></svg>", "mask_w": 264, "mask_h": 264}]
</instances>
